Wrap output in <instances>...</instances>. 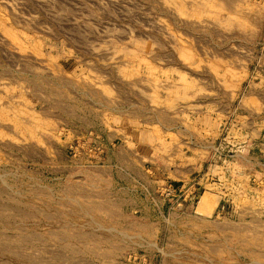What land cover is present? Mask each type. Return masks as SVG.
I'll use <instances>...</instances> for the list:
<instances>
[{"label":"rangeland","instance_id":"1","mask_svg":"<svg viewBox=\"0 0 264 264\" xmlns=\"http://www.w3.org/2000/svg\"><path fill=\"white\" fill-rule=\"evenodd\" d=\"M263 175L264 0H0V264H264Z\"/></svg>","mask_w":264,"mask_h":264},{"label":"crops","instance_id":"2","mask_svg":"<svg viewBox=\"0 0 264 264\" xmlns=\"http://www.w3.org/2000/svg\"><path fill=\"white\" fill-rule=\"evenodd\" d=\"M248 147H250V148H253V145H248ZM253 176H256V175H253ZM264 176V175H263ZM244 176H241L240 178H241V180H242V178H243ZM239 178V177H238ZM244 180V179H243ZM251 191V190H250Z\"/></svg>","mask_w":264,"mask_h":264}]
</instances>
